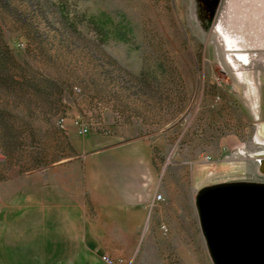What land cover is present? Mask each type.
<instances>
[{"label": "rangeland", "instance_id": "374dc122", "mask_svg": "<svg viewBox=\"0 0 264 264\" xmlns=\"http://www.w3.org/2000/svg\"><path fill=\"white\" fill-rule=\"evenodd\" d=\"M0 36V264L37 254L31 217L1 215L18 186L140 142L164 200L135 264H214L199 190L264 182V0H0Z\"/></svg>", "mask_w": 264, "mask_h": 264}, {"label": "crops", "instance_id": "0c3cea01", "mask_svg": "<svg viewBox=\"0 0 264 264\" xmlns=\"http://www.w3.org/2000/svg\"><path fill=\"white\" fill-rule=\"evenodd\" d=\"M74 146L83 160L63 157L42 171L47 175L32 176L1 215L31 217L32 264H106L104 255L135 264L161 189L151 147L140 142L92 152ZM5 222L1 231H9Z\"/></svg>", "mask_w": 264, "mask_h": 264}, {"label": "water", "instance_id": "95a60500", "mask_svg": "<svg viewBox=\"0 0 264 264\" xmlns=\"http://www.w3.org/2000/svg\"><path fill=\"white\" fill-rule=\"evenodd\" d=\"M196 205L214 264H264V182L205 186Z\"/></svg>", "mask_w": 264, "mask_h": 264}, {"label": "built area", "instance_id": "2783aa9c", "mask_svg": "<svg viewBox=\"0 0 264 264\" xmlns=\"http://www.w3.org/2000/svg\"><path fill=\"white\" fill-rule=\"evenodd\" d=\"M156 200L158 202L160 201H163L164 200V197L161 193H158L156 195ZM103 261L106 263V264H124L123 260L122 259H118V258H113L109 255H104L103 256Z\"/></svg>", "mask_w": 264, "mask_h": 264}, {"label": "bare ground", "instance_id": "6f19581e", "mask_svg": "<svg viewBox=\"0 0 264 264\" xmlns=\"http://www.w3.org/2000/svg\"><path fill=\"white\" fill-rule=\"evenodd\" d=\"M240 57L242 59H244L245 62L247 61L246 58H244L242 56H240ZM259 138H260L259 142L264 145V133L263 134L261 133V136ZM255 157L259 158V160H260V169L264 173V151L255 154Z\"/></svg>", "mask_w": 264, "mask_h": 264}, {"label": "trees", "instance_id": "16d2710c", "mask_svg": "<svg viewBox=\"0 0 264 264\" xmlns=\"http://www.w3.org/2000/svg\"><path fill=\"white\" fill-rule=\"evenodd\" d=\"M1 37V36H0ZM2 42H3V38H2Z\"/></svg>", "mask_w": 264, "mask_h": 264}]
</instances>
